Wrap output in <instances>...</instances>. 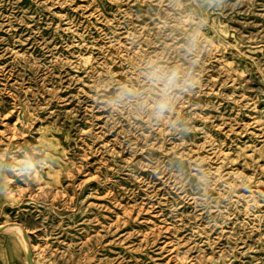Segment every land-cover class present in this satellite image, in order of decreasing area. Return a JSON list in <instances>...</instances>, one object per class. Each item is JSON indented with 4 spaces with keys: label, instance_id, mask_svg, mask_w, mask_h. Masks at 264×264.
<instances>
[{
    "label": "rangeland",
    "instance_id": "obj_1",
    "mask_svg": "<svg viewBox=\"0 0 264 264\" xmlns=\"http://www.w3.org/2000/svg\"><path fill=\"white\" fill-rule=\"evenodd\" d=\"M0 264H264V0H0Z\"/></svg>",
    "mask_w": 264,
    "mask_h": 264
},
{
    "label": "clouds",
    "instance_id": "obj_2",
    "mask_svg": "<svg viewBox=\"0 0 264 264\" xmlns=\"http://www.w3.org/2000/svg\"><path fill=\"white\" fill-rule=\"evenodd\" d=\"M149 73H147L149 79L153 80L154 82H160L163 84V96L161 102L154 105V110L157 116H162L164 112H166L169 108L168 103L165 100L171 91L177 87V73L175 71L171 72L170 74H164L159 67H151Z\"/></svg>",
    "mask_w": 264,
    "mask_h": 264
},
{
    "label": "bare ground",
    "instance_id": "obj_3",
    "mask_svg": "<svg viewBox=\"0 0 264 264\" xmlns=\"http://www.w3.org/2000/svg\"><path fill=\"white\" fill-rule=\"evenodd\" d=\"M16 227L20 232H23V229L21 226H16ZM24 244H25V248H26L25 250H27L28 248L30 249L31 244L28 240L24 239Z\"/></svg>",
    "mask_w": 264,
    "mask_h": 264
},
{
    "label": "water",
    "instance_id": "obj_4",
    "mask_svg": "<svg viewBox=\"0 0 264 264\" xmlns=\"http://www.w3.org/2000/svg\"><path fill=\"white\" fill-rule=\"evenodd\" d=\"M28 257H29V259H30V261H31L32 258H31V251H30V249L28 250Z\"/></svg>",
    "mask_w": 264,
    "mask_h": 264
}]
</instances>
